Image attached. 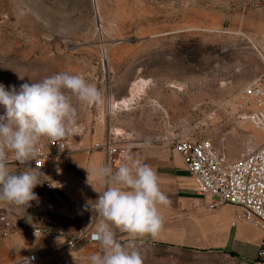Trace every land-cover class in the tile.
<instances>
[{
    "label": "rangeland",
    "instance_id": "obj_1",
    "mask_svg": "<svg viewBox=\"0 0 264 264\" xmlns=\"http://www.w3.org/2000/svg\"><path fill=\"white\" fill-rule=\"evenodd\" d=\"M252 43L264 45V0H0V84L17 89L57 73L81 75L103 96L100 105L72 100L79 144L108 138L114 157L172 150L171 139L206 137L239 158L258 128L238 117V96L259 78L264 63ZM0 106V114L4 113ZM49 140L48 138H44ZM93 142V143H94ZM235 215V209L229 212ZM21 264H90L100 245L70 252L48 249V239L23 231ZM132 243L143 264H251V257L193 241Z\"/></svg>",
    "mask_w": 264,
    "mask_h": 264
},
{
    "label": "clouds",
    "instance_id": "obj_2",
    "mask_svg": "<svg viewBox=\"0 0 264 264\" xmlns=\"http://www.w3.org/2000/svg\"><path fill=\"white\" fill-rule=\"evenodd\" d=\"M73 98L82 104L103 103L100 90L81 75L57 73L39 82H25L19 89L0 84V106L5 110L0 114V201L25 210L38 200L33 189L41 184L43 174L38 166L34 169L27 162L37 160L42 138L59 142L73 135L77 122ZM9 152L24 166L19 173L8 167ZM88 173L95 174L104 185L103 191L93 187L98 198L85 205L93 213L89 226L94 219L98 221L92 239L100 251L88 258L90 264H143L139 250L132 243L122 245L117 231L128 234L131 241L159 235L163 228L160 206L171 201L161 189L157 172L134 159L129 150L115 171L105 164ZM32 259L25 258L21 264H31Z\"/></svg>",
    "mask_w": 264,
    "mask_h": 264
},
{
    "label": "crops",
    "instance_id": "obj_3",
    "mask_svg": "<svg viewBox=\"0 0 264 264\" xmlns=\"http://www.w3.org/2000/svg\"><path fill=\"white\" fill-rule=\"evenodd\" d=\"M104 141L79 144L78 149L47 158L44 167L39 168L43 174L42 182L33 189L38 200L30 202L31 206L25 210L0 201L13 222L11 234L0 238V260L10 258V251L12 257L18 260L16 242L21 240L23 247H28L22 233L34 232L35 229H40L41 235L48 239L46 248L70 252L71 247L66 246L67 240L84 232L89 226L84 217L88 211L85 205L98 198L97 191L104 190L101 179L95 174L89 175L88 170L107 164L115 171L121 163L110 160L103 146ZM133 157L157 172L161 189L171 201L168 206H160L163 228L159 235L156 238L145 236L139 240L193 241L200 246H213L251 257V261L255 258L261 228L239 220L237 214L242 210L239 206L226 203L210 210L206 204L211 196L199 193L195 178L184 166L174 147L172 150L164 148ZM27 163L37 168L31 162ZM8 167L11 172L19 173L24 166L13 164ZM54 180H59L61 185H57ZM230 209H235V215L229 212ZM92 230L95 231V227ZM118 237L130 239L128 234L119 231ZM89 243L94 242L80 240L77 247Z\"/></svg>",
    "mask_w": 264,
    "mask_h": 264
},
{
    "label": "built area",
    "instance_id": "obj_4",
    "mask_svg": "<svg viewBox=\"0 0 264 264\" xmlns=\"http://www.w3.org/2000/svg\"><path fill=\"white\" fill-rule=\"evenodd\" d=\"M252 45L264 63V45L256 43ZM238 100L239 119L250 121L262 135V140L259 142L250 138L239 158L227 157L206 137L190 139L180 135L171 139V143L184 166L195 178L199 193L211 196V200L206 204L210 210H215L226 203L239 206L242 210L237 214V218L261 228V238L251 264H264V71L259 78L245 85ZM103 146L110 160L117 163L118 159L114 157L116 152L114 144L107 138ZM71 149H78L72 137L59 142L42 138L37 145V160L29 162L34 167L42 168L47 158ZM8 158V166L19 164L15 161L13 153L9 152ZM54 182L61 185L59 180ZM92 216L90 210L84 215L89 224ZM96 223L98 221L94 219L93 225H90L86 232H80L75 237L69 238L66 246L75 248L80 240L97 243L92 239L94 232L92 229ZM12 228L13 222L8 211L0 205V238L8 237ZM34 232L36 235L41 234L40 229H35ZM42 255V252L34 251L26 254L22 260L34 258L31 263H36ZM0 264H2L1 260Z\"/></svg>",
    "mask_w": 264,
    "mask_h": 264
}]
</instances>
